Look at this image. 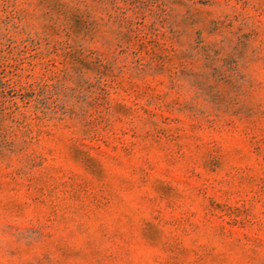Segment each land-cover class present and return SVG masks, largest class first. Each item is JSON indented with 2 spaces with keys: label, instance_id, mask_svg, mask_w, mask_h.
Returning <instances> with one entry per match:
<instances>
[{
  "label": "rangeland",
  "instance_id": "1",
  "mask_svg": "<svg viewBox=\"0 0 264 264\" xmlns=\"http://www.w3.org/2000/svg\"><path fill=\"white\" fill-rule=\"evenodd\" d=\"M0 264H264V0H0Z\"/></svg>",
  "mask_w": 264,
  "mask_h": 264
}]
</instances>
